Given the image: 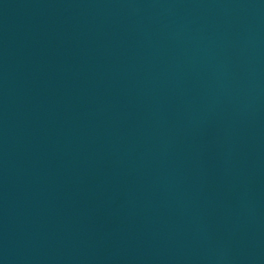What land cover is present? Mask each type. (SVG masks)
I'll return each instance as SVG.
<instances>
[{"label": "water", "instance_id": "95a60500", "mask_svg": "<svg viewBox=\"0 0 264 264\" xmlns=\"http://www.w3.org/2000/svg\"><path fill=\"white\" fill-rule=\"evenodd\" d=\"M0 264H264V0H0Z\"/></svg>", "mask_w": 264, "mask_h": 264}]
</instances>
